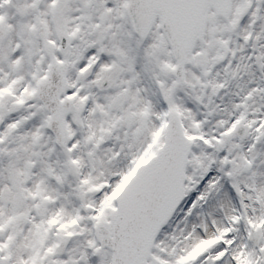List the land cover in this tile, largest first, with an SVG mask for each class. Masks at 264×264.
Here are the masks:
<instances>
[{"label":"snow or ice","instance_id":"snow-or-ice-1","mask_svg":"<svg viewBox=\"0 0 264 264\" xmlns=\"http://www.w3.org/2000/svg\"><path fill=\"white\" fill-rule=\"evenodd\" d=\"M0 264H264V0H0Z\"/></svg>","mask_w":264,"mask_h":264}]
</instances>
